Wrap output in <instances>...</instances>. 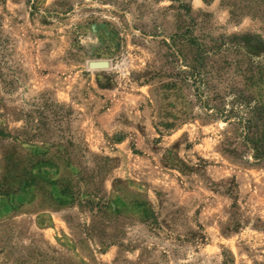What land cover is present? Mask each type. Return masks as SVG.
Segmentation results:
<instances>
[{"label":"rangeland","instance_id":"1","mask_svg":"<svg viewBox=\"0 0 264 264\" xmlns=\"http://www.w3.org/2000/svg\"><path fill=\"white\" fill-rule=\"evenodd\" d=\"M234 1L0 0V264H264V2Z\"/></svg>","mask_w":264,"mask_h":264},{"label":"trees","instance_id":"2","mask_svg":"<svg viewBox=\"0 0 264 264\" xmlns=\"http://www.w3.org/2000/svg\"><path fill=\"white\" fill-rule=\"evenodd\" d=\"M263 0H245V5H243V7H238L236 9V3L234 1V3H231V6L235 9V11H238V10H242V8H246L244 11V13L248 14V15H252L254 17H261V15H263V13H259L260 10H261V7L263 6ZM234 13V12H233ZM62 110V109H60ZM42 113H40L41 115ZM73 116V112H68V111H65V110H62V112L60 114H56L55 115V119H54V122H56V126L58 127V131L59 133H61L60 135V142H62L61 144H58L57 146L59 148L61 147H64V144L67 148H70L73 150L76 149V153H86L85 149H83V147H81V145H78L75 141H73L70 137L69 138H66L65 137V133L63 134L64 130H63V125L65 123L66 120H69V118ZM41 120L39 121V127L38 128H33L35 131L38 132V135H34V137H44V132L43 131H46L48 130L47 129V117L46 116H41L40 117ZM28 121L27 120V125H28ZM43 132V133H42ZM64 143V144H63ZM48 144V143H47ZM50 144V143H49ZM47 152L45 150L42 151V153H39V155H46ZM230 156V155H229ZM254 156V159L257 160V161H261V160H264V153H255L253 154ZM48 161H38L35 166H39V165H45L47 164ZM85 179L83 177H81V182L82 183H87V181H84ZM35 181V177H32V178H28V179H24L23 181H21V187H27L29 185H32ZM66 193V192H65ZM91 195H93L94 197L96 196L97 198H100L99 195L97 196V192L94 191ZM71 199L72 200H77V193H71ZM90 202V201H88ZM82 204V203H81ZM0 248L2 249L3 247L0 246Z\"/></svg>","mask_w":264,"mask_h":264},{"label":"water","instance_id":"3","mask_svg":"<svg viewBox=\"0 0 264 264\" xmlns=\"http://www.w3.org/2000/svg\"><path fill=\"white\" fill-rule=\"evenodd\" d=\"M94 66L95 67H103V66H106V63L105 62L104 63L98 62V63H94Z\"/></svg>","mask_w":264,"mask_h":264}]
</instances>
